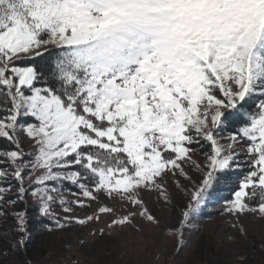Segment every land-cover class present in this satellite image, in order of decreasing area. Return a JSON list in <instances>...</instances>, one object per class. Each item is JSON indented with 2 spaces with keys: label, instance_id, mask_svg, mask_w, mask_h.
Here are the masks:
<instances>
[{
  "label": "snow or ice",
  "instance_id": "snow-or-ice-1",
  "mask_svg": "<svg viewBox=\"0 0 264 264\" xmlns=\"http://www.w3.org/2000/svg\"><path fill=\"white\" fill-rule=\"evenodd\" d=\"M169 182L188 196L174 255L222 184L242 236L264 220V0H0V256L26 252L29 198L49 233L140 232Z\"/></svg>",
  "mask_w": 264,
  "mask_h": 264
},
{
  "label": "rangeland",
  "instance_id": "rangeland-1",
  "mask_svg": "<svg viewBox=\"0 0 264 264\" xmlns=\"http://www.w3.org/2000/svg\"><path fill=\"white\" fill-rule=\"evenodd\" d=\"M27 147L25 144L26 150ZM194 158L202 160L200 156ZM189 174L193 179H199L191 170ZM241 176V171L230 174V186L235 187ZM181 183L191 188L190 182L181 179ZM168 189L173 195L170 208H164L154 193L144 197L161 220L159 229H149L137 221L142 229L140 232L124 228L113 230L111 234L106 227L110 220L108 216H101L99 223L93 222L83 228L73 225L62 231L46 232L42 226L44 221L36 218L35 206L29 198L28 231L31 238L26 252H9L7 256H0V261L3 264H24L25 261L31 264H264V220H256L251 215L241 217L238 224L246 236L233 228L231 223L234 221L224 214L226 200L230 197V187L226 184L216 189V194L193 221L194 228L185 232L186 246L174 255L175 241L166 233L169 227L176 225L188 196L177 193L171 182ZM68 199L72 197L69 195ZM95 208V204L83 210L74 207L73 214L83 218ZM53 210L59 217L65 215L56 205ZM100 228H104L103 236L99 235ZM93 231L97 234L89 235ZM15 238V234L7 236L0 231V252Z\"/></svg>",
  "mask_w": 264,
  "mask_h": 264
}]
</instances>
